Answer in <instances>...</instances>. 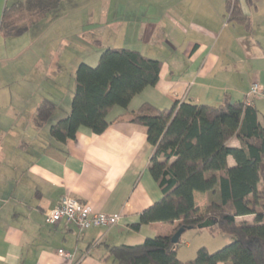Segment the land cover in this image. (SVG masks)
Returning <instances> with one entry per match:
<instances>
[{
  "label": "crops",
  "instance_id": "obj_1",
  "mask_svg": "<svg viewBox=\"0 0 264 264\" xmlns=\"http://www.w3.org/2000/svg\"><path fill=\"white\" fill-rule=\"evenodd\" d=\"M16 1L0 0V20L5 6ZM237 1L248 25L228 20L225 0H61L21 36L0 33V264H118L111 246L135 245L146 232H172L174 224L162 222L130 227L161 198L148 170L152 146L146 127L132 122L131 112L143 102L166 108L175 101L217 104L225 95L246 101L252 82L264 85V0ZM67 18L86 21L75 25L64 46L50 48L47 60L33 55L37 47L36 52L47 51L32 44L35 36ZM85 30L90 32L83 45ZM105 36L108 41L123 36L120 47L159 59V78L127 108L114 107L102 133L81 127L74 140L58 142L50 126L69 113L74 90V73L67 80L63 67L69 63L75 72L92 58L85 45ZM24 38L20 49L27 54L17 73L6 75L3 47ZM43 99L55 108L41 122L36 109ZM251 104L264 126V100ZM227 144L238 141L232 137ZM227 163L235 162L228 157ZM65 195L121 218L109 228L78 230L64 220L47 224L45 212Z\"/></svg>",
  "mask_w": 264,
  "mask_h": 264
},
{
  "label": "trees",
  "instance_id": "obj_2",
  "mask_svg": "<svg viewBox=\"0 0 264 264\" xmlns=\"http://www.w3.org/2000/svg\"><path fill=\"white\" fill-rule=\"evenodd\" d=\"M60 1L17 0L6 5L1 35L24 34ZM225 7L229 21L248 25L237 0H225ZM160 66L159 59L126 47L105 48L95 66L80 62L69 113L50 126L51 137L65 143L74 140L81 127L102 133L114 107L127 108L134 96L156 84ZM54 108L52 101L43 99L36 119L46 121ZM131 113L132 122L146 127L152 146L148 170L161 198L142 210L130 227L138 230L162 222L174 228L169 235L146 237L139 244L111 246L109 253L118 264H264V126L256 108L225 95L217 104L175 101L157 108L143 102ZM232 137L238 145L227 144ZM228 157L235 162L232 166ZM195 192L208 194L204 207L195 203ZM249 215L251 222L238 220ZM203 221H214L206 228L229 234L232 241L213 252L199 247L194 258L180 260L181 236L173 243L172 235L180 227L201 230L198 224Z\"/></svg>",
  "mask_w": 264,
  "mask_h": 264
},
{
  "label": "rangeland",
  "instance_id": "obj_3",
  "mask_svg": "<svg viewBox=\"0 0 264 264\" xmlns=\"http://www.w3.org/2000/svg\"><path fill=\"white\" fill-rule=\"evenodd\" d=\"M86 20L80 21V20H75L74 18H67L64 20H60V21H55L53 23L50 24V26L48 27V29H46L45 31H43L41 33V35H37L35 36V39L33 41L32 44L42 47L44 49V47H46L47 51L43 52H36L37 48L35 49V53L32 52V54H36L37 57L40 56L41 58H43L44 60H47L49 55H50V51L49 49H54V48H58L61 44H63V46L65 45L64 43V38L65 39H69L67 37V35L70 32H73V29L75 27L76 24H80L85 23ZM100 30V33H103V29H98ZM88 32H90L89 30H85L83 32V34L85 33V36H83V45L86 44L87 42H85V40L88 39ZM26 33V32H25ZM21 36V35H20ZM18 37V36H17ZM112 37V36H111ZM115 37H112V39L110 41H108V37H103V40L100 41L98 44H91L89 46L85 45V47H87V49L90 51L89 53H91L92 58L87 59V63L95 66L98 60V57L100 55V53L107 47H114V48H120L121 41H123V36L115 38L116 40H114ZM27 38H24L23 40H19L18 42H11L13 40H9L7 43H5L7 45V48L3 47V52H4V56L2 57L1 61H2V68L1 70L3 71V73H5L6 75H11L16 74L19 66V62L22 61L25 50L27 51V49L23 50L20 49L24 43V41ZM1 41V40H0ZM13 43V44H12ZM29 43V42H27ZM26 43V44H27ZM2 52V51H1ZM0 52V53H1ZM44 56V57H43ZM86 62V61H85ZM74 72L71 69V66L69 65V63H66L65 66L63 67V76L65 75V78L67 80H69V76H72ZM72 78H70L71 80ZM65 106L67 105H63L62 107L65 108ZM195 203L197 205L201 204L200 207H204L207 203V200H209V196L208 195H204L201 193H196L195 194ZM253 219L252 215L249 216H245V217H240L238 218V220H247L249 222H251ZM144 234L145 237H153L155 235H153V233H149L146 232ZM144 237L139 239L136 242H143ZM232 241V236H230L229 234H223V233H219L216 232L214 229H209V228H203L201 230H197V229H187L182 235H181V239L180 242L178 244V249H177V257L182 260V261H187L189 259L194 258L195 253L197 251V249L199 247L204 246L208 251L213 252L221 247H223L224 245L228 244L229 242ZM136 243V244H139Z\"/></svg>",
  "mask_w": 264,
  "mask_h": 264
},
{
  "label": "built area",
  "instance_id": "obj_4",
  "mask_svg": "<svg viewBox=\"0 0 264 264\" xmlns=\"http://www.w3.org/2000/svg\"><path fill=\"white\" fill-rule=\"evenodd\" d=\"M255 99L264 100V85L254 81L251 83L246 94V103L251 104ZM121 218L120 213H105L93 211L86 203L70 195L61 197L55 207L45 212V221L49 225H55L64 220L68 224L74 225L78 230L90 227L109 228L118 223ZM59 254L70 258L72 255L62 249Z\"/></svg>",
  "mask_w": 264,
  "mask_h": 264
},
{
  "label": "water",
  "instance_id": "obj_5",
  "mask_svg": "<svg viewBox=\"0 0 264 264\" xmlns=\"http://www.w3.org/2000/svg\"><path fill=\"white\" fill-rule=\"evenodd\" d=\"M214 224V221H203L202 223L198 224V228H206L210 227ZM185 231L184 227H180L171 237V241L173 243H177L182 233Z\"/></svg>",
  "mask_w": 264,
  "mask_h": 264
}]
</instances>
